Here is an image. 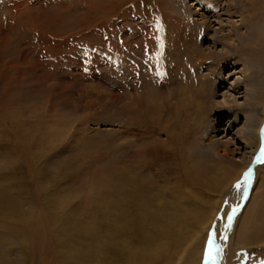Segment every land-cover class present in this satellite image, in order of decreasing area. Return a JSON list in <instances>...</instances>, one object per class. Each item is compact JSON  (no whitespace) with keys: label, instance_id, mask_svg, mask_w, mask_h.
I'll return each instance as SVG.
<instances>
[{"label":"rangeland","instance_id":"rangeland-1","mask_svg":"<svg viewBox=\"0 0 264 264\" xmlns=\"http://www.w3.org/2000/svg\"><path fill=\"white\" fill-rule=\"evenodd\" d=\"M193 1L0 0V264H186L187 210L243 211L251 193L234 185L220 196L187 168L211 153L206 129L204 146L192 137L198 105L217 120L212 141L251 156L238 113L252 88L262 119L264 18L235 0L244 23L221 13L200 27ZM232 26L250 33L252 79L240 65L223 78L207 69L203 52ZM225 91L238 102L219 105ZM262 165L254 171L264 184ZM132 183H144L146 207L129 195ZM214 226L196 264L216 263L207 260ZM235 238L234 228L223 264H264V244Z\"/></svg>","mask_w":264,"mask_h":264},{"label":"bare ground","instance_id":"bare-ground-1","mask_svg":"<svg viewBox=\"0 0 264 264\" xmlns=\"http://www.w3.org/2000/svg\"><path fill=\"white\" fill-rule=\"evenodd\" d=\"M247 1L249 4L246 3L244 0L241 1L246 12L248 13L250 11L253 12L257 9L260 11L261 16H263L264 18V0H247ZM190 6H191L190 10L194 12L196 20L198 22H201L199 25L200 27L210 25V17L215 18L214 20L216 19L218 20L221 17V15H219L221 13H225L228 16V18L237 15L236 18H238V20H240L241 23H244L242 13L236 9L235 0H194L192 3H190ZM228 30H231L232 32L231 35L222 34L221 36H217L219 31L214 30L213 34H215L218 37V39L215 40V37L212 39V42H214L212 47L206 48L205 51L203 52L204 57L203 56L201 57H203L204 61L208 64L207 69L210 70V72L217 71L218 72L217 74H219V72L220 74H222L225 73L224 70L227 69L226 70L227 75L230 76L231 69L233 68V71H235L234 69H236L238 65H240L242 67L241 72L245 74L244 75L245 78L247 79L251 77L252 79L253 66L249 62V59L246 57V55L249 54L250 51H252V49H249V47H247L248 44H246L249 41L248 39L249 38L251 39L250 33L240 34L234 30L233 26ZM220 32H224V30H221L220 28ZM220 37L222 39L220 43H222V46H224L221 48L222 49L221 51L217 50L218 48L217 46H215V44L219 43ZM235 37H237L238 41L235 40ZM246 37L248 39H246ZM263 44H264V40H263ZM220 52H223L225 54L222 55V53ZM215 55L229 57V61L225 65L220 64L219 66H217L218 62L214 61ZM206 59L208 60L206 61ZM175 62H177V60ZM219 77L223 78V74L220 75ZM231 80L232 82L228 85L229 87L232 86L234 88L235 87L234 83L236 82L233 79ZM223 81H224L223 83L225 84L226 79H224ZM238 84L239 83L237 82V85ZM227 91L223 92V94L221 95L222 99L218 101L219 105L227 107V106H231L230 104L231 102H238V97L230 93L227 96ZM241 96L243 97L247 96L250 100H252L251 102L252 105L250 106V108L241 109V111L238 113L240 114L241 112L243 113L246 112L245 113L246 124L244 126V133H245L244 135L247 139L248 144L250 145L251 148L250 152L252 157L247 156L242 159H237V158L235 159L234 157L231 156L232 152L230 151V149H228L227 147L220 148L216 141H212L214 135H211V132L216 131L217 120L211 119L208 116V114L205 113L206 107L202 108V106L198 105V110H196V119L198 118V121L193 124L194 132L192 137H194L193 140L196 142V145H201V146L205 145V150L211 153L207 155L209 156V159L206 161V163L202 164L201 163L202 161H200L195 164V162H192L194 164V168L188 167L187 170L191 171L190 174L195 177V180L199 178V180L203 179L206 182L211 181L213 190L219 193L220 196H223L225 193L229 192V190H231L234 185L236 186L237 182H240L241 185L243 186L237 190L242 195L243 194L247 195L251 193L250 194L251 199L248 202V204L245 206L243 211L240 214L232 217L231 220L228 219L229 215L227 214L226 210L222 214L224 216L222 217L217 216L219 210L218 206H215L213 209H208V210H206L203 207L201 208V211H197L198 210L197 208H199V206L197 205V207L196 206L194 207V212L191 210H187V216L185 215V217L187 218V223H188L187 226L189 228V233L191 235L187 237V242L188 241L190 242L187 248L186 264H196L197 262L196 256L198 254L197 251H199L198 249H200L199 252H202L200 246H203V241L205 240L208 229L212 224H215L214 226L215 237L213 236V239H215L216 242L215 262L217 264H223V260H224L223 257L226 255V251H227L226 246L228 245V243L232 238L234 228H235V236H236L235 238L236 245L245 246L248 243L264 244V217H263L264 184H262V179L258 178L257 174L255 175V171H254L256 168L259 172L260 166H263L262 165L263 163L260 164L255 162L254 157L257 153L258 154L260 153L259 132L263 125L262 122H264V98L263 97L261 98L262 100L261 103L263 108L261 112L262 122L260 123L261 121L260 115L257 114V111L259 109L255 110L253 106V104H255L258 101V97H255L256 96L255 90L250 88L248 90V93ZM226 115H228L227 112ZM257 115L259 116L258 119H255ZM220 117H224V116L222 115L217 116V118ZM253 118L255 119L254 122L252 121ZM204 129H206L205 132L208 136L207 140H209V142L206 144L204 143V145H202L199 143H201L200 137ZM263 140H264V134H263ZM225 146H227V144H225ZM227 164H231L232 167L228 166ZM250 168L252 169L251 182L245 184L244 176L241 179L239 177L241 174H245V172H247ZM187 188H192V187H189L187 185ZM129 190H131L129 195H133L135 198L141 199V204L143 207H146L149 204V200L146 198L147 192L144 183H138V184L132 183L131 186H129ZM259 190L263 191L262 200L256 198V194L260 193L257 192ZM191 191L193 192V189ZM195 197L197 202L200 201L201 202L200 205H202L204 197L198 194H195ZM213 246L214 244H212V249L214 248Z\"/></svg>","mask_w":264,"mask_h":264},{"label":"snow or ice","instance_id":"snow-or-ice-1","mask_svg":"<svg viewBox=\"0 0 264 264\" xmlns=\"http://www.w3.org/2000/svg\"><path fill=\"white\" fill-rule=\"evenodd\" d=\"M256 162L257 163H264V145L261 146L260 148V153L259 156L256 158ZM251 176H252V169L250 168L247 172H245L244 174V183H250L251 182ZM243 185H241L240 182H237L236 184V188L239 189L241 188ZM233 212H235V209H233ZM229 220H231V216H229L228 218ZM215 259V257L212 254V241L211 239L209 240V248H208V254H207V260H213Z\"/></svg>","mask_w":264,"mask_h":264}]
</instances>
